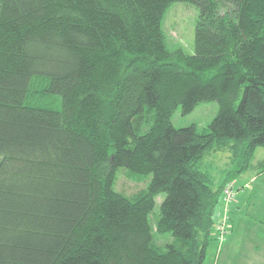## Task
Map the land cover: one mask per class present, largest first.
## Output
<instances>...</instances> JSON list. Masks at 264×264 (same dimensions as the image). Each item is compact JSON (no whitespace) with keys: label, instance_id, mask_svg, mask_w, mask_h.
<instances>
[{"label":"trees","instance_id":"trees-1","mask_svg":"<svg viewBox=\"0 0 264 264\" xmlns=\"http://www.w3.org/2000/svg\"><path fill=\"white\" fill-rule=\"evenodd\" d=\"M175 2L193 53L168 45ZM201 101L205 128L173 125ZM215 151L264 172V0H0V264H203Z\"/></svg>","mask_w":264,"mask_h":264},{"label":"rangeland","instance_id":"rangeland-1","mask_svg":"<svg viewBox=\"0 0 264 264\" xmlns=\"http://www.w3.org/2000/svg\"><path fill=\"white\" fill-rule=\"evenodd\" d=\"M197 14V7L190 2H175L169 7L163 27L170 48L181 47L193 53ZM217 111L216 101H201L189 113H182L178 107L171 120L177 127L195 123L202 129ZM146 127L147 124L142 125V129ZM262 155L261 151H257V157ZM241 159V154L232 157L228 151H215L205 154L197 162L198 168L208 173L214 186L223 184L222 190L228 187L220 194V204L211 223V240L203 264H264V172L254 171L250 167L241 168ZM149 180L150 174L118 169L115 187L126 194L138 195ZM163 197V193L155 197L150 214L153 223L158 217Z\"/></svg>","mask_w":264,"mask_h":264},{"label":"built area","instance_id":"built-area-1","mask_svg":"<svg viewBox=\"0 0 264 264\" xmlns=\"http://www.w3.org/2000/svg\"><path fill=\"white\" fill-rule=\"evenodd\" d=\"M226 188H228V187H226ZM226 188L224 189V191H226Z\"/></svg>","mask_w":264,"mask_h":264},{"label":"crops","instance_id":"crops-1","mask_svg":"<svg viewBox=\"0 0 264 264\" xmlns=\"http://www.w3.org/2000/svg\"><path fill=\"white\" fill-rule=\"evenodd\" d=\"M252 173V172H251Z\"/></svg>","mask_w":264,"mask_h":264}]
</instances>
